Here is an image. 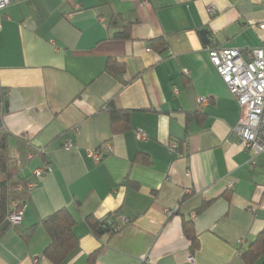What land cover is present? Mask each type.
Masks as SVG:
<instances>
[{
	"label": "crops",
	"instance_id": "crops-1",
	"mask_svg": "<svg viewBox=\"0 0 264 264\" xmlns=\"http://www.w3.org/2000/svg\"><path fill=\"white\" fill-rule=\"evenodd\" d=\"M0 18V142L26 180L11 189L22 218L0 236V264H51L41 220L62 208L78 237L64 264H261L242 254L264 228V152L239 144L240 110L207 47L263 46L264 0H11ZM108 59L124 72H107ZM109 101L129 111L120 133ZM108 214L122 228L92 234L86 217Z\"/></svg>",
	"mask_w": 264,
	"mask_h": 264
},
{
	"label": "trees",
	"instance_id": "trees-1",
	"mask_svg": "<svg viewBox=\"0 0 264 264\" xmlns=\"http://www.w3.org/2000/svg\"><path fill=\"white\" fill-rule=\"evenodd\" d=\"M126 28V27H125ZM118 37L125 38L129 34L126 31L117 32ZM152 47L163 49L164 40L153 39L150 41ZM157 43V44H156ZM124 65L114 59H108L105 70L113 75L124 72ZM106 109L109 113L111 122V132L120 133L128 126L129 111L116 108L112 101L106 103ZM194 115V114H193ZM190 115L187 114V117ZM24 179L19 178V170L16 160L10 157L7 148L6 138L0 142V236L7 232L12 226L8 220V214L11 210V203L17 202L21 205L18 198L12 194V187L25 184ZM207 203H203L200 209H203ZM116 214H108L102 218H96L92 215L85 219L88 230L95 236L103 233L113 235L118 232L122 225L115 220ZM75 219L66 208H62L46 216L41 220V226L48 236V244L44 248L41 258L51 264H64L75 253L78 248V237L74 233ZM117 226V230L112 227ZM34 227L19 231L21 238L27 243L32 235ZM184 236L190 241L191 250L198 248L199 239L193 227L192 221L186 220L182 224ZM249 262L254 257L261 258V264H264V228L256 235L254 240L248 245L242 254ZM90 255L89 260H92Z\"/></svg>",
	"mask_w": 264,
	"mask_h": 264
},
{
	"label": "built area",
	"instance_id": "built-area-1",
	"mask_svg": "<svg viewBox=\"0 0 264 264\" xmlns=\"http://www.w3.org/2000/svg\"><path fill=\"white\" fill-rule=\"evenodd\" d=\"M11 0H0V11L6 8ZM147 4L146 1H143ZM209 14L214 13L212 5L207 6ZM259 29H264V22L258 25ZM1 29V18H0ZM207 55L210 63L214 67L221 82L226 86L230 93L234 96L240 115L237 123L232 130L238 136L239 144L247 150L252 156H256L264 152V45L258 47L247 48L241 50L231 47H207ZM174 94L178 93L176 87L173 88ZM202 102L200 103H203ZM138 139H146L143 133L136 134ZM66 148L70 147V143L65 144ZM170 152L177 149L176 143L168 145ZM43 148L30 149L27 152L28 159H32L35 155L42 153ZM110 151L108 146L105 150H89L88 156L94 161H99ZM48 167L37 169L34 172L36 177L42 176ZM21 187L22 185H17ZM28 187L34 186V182H28ZM17 202H12L11 210L8 214V220L17 225L22 218L20 206ZM251 212L254 209L251 208ZM191 218H195V214H191ZM117 230V226L112 227ZM189 262L193 261V257H188Z\"/></svg>",
	"mask_w": 264,
	"mask_h": 264
},
{
	"label": "water",
	"instance_id": "water-1",
	"mask_svg": "<svg viewBox=\"0 0 264 264\" xmlns=\"http://www.w3.org/2000/svg\"><path fill=\"white\" fill-rule=\"evenodd\" d=\"M200 34H201V36H202V39L206 41V35H207L206 30H202V31H200Z\"/></svg>",
	"mask_w": 264,
	"mask_h": 264
}]
</instances>
